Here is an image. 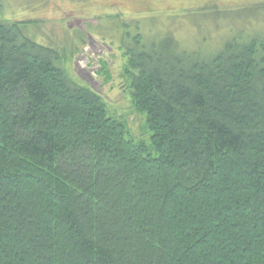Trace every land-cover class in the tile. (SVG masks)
Returning a JSON list of instances; mask_svg holds the SVG:
<instances>
[{
  "label": "trees",
  "instance_id": "obj_1",
  "mask_svg": "<svg viewBox=\"0 0 264 264\" xmlns=\"http://www.w3.org/2000/svg\"><path fill=\"white\" fill-rule=\"evenodd\" d=\"M129 38L155 155L0 21V264H264V34Z\"/></svg>",
  "mask_w": 264,
  "mask_h": 264
},
{
  "label": "rangeland",
  "instance_id": "obj_2",
  "mask_svg": "<svg viewBox=\"0 0 264 264\" xmlns=\"http://www.w3.org/2000/svg\"><path fill=\"white\" fill-rule=\"evenodd\" d=\"M0 21L51 49L68 78L100 95L129 137L155 155L124 74L129 37L169 35L186 49L214 53L234 37L264 34V0H0Z\"/></svg>",
  "mask_w": 264,
  "mask_h": 264
}]
</instances>
